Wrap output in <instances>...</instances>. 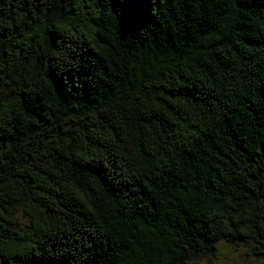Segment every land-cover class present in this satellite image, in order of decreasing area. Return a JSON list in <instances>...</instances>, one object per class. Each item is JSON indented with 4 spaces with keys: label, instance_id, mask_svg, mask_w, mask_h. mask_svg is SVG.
Listing matches in <instances>:
<instances>
[{
    "label": "trees",
    "instance_id": "16d2710c",
    "mask_svg": "<svg viewBox=\"0 0 264 264\" xmlns=\"http://www.w3.org/2000/svg\"><path fill=\"white\" fill-rule=\"evenodd\" d=\"M264 264V0H0V264Z\"/></svg>",
    "mask_w": 264,
    "mask_h": 264
},
{
    "label": "rangeland",
    "instance_id": "374dc122",
    "mask_svg": "<svg viewBox=\"0 0 264 264\" xmlns=\"http://www.w3.org/2000/svg\"><path fill=\"white\" fill-rule=\"evenodd\" d=\"M251 250L236 243H220L204 264H254Z\"/></svg>",
    "mask_w": 264,
    "mask_h": 264
}]
</instances>
